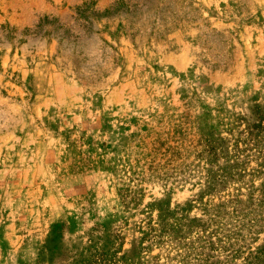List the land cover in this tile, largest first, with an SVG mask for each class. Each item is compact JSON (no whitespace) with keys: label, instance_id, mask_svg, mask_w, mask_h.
I'll list each match as a JSON object with an SVG mask.
<instances>
[{"label":"rangeland","instance_id":"obj_1","mask_svg":"<svg viewBox=\"0 0 264 264\" xmlns=\"http://www.w3.org/2000/svg\"><path fill=\"white\" fill-rule=\"evenodd\" d=\"M263 248L264 0H0V264Z\"/></svg>","mask_w":264,"mask_h":264},{"label":"trees","instance_id":"obj_2","mask_svg":"<svg viewBox=\"0 0 264 264\" xmlns=\"http://www.w3.org/2000/svg\"><path fill=\"white\" fill-rule=\"evenodd\" d=\"M125 197V194H124ZM127 197V196H126ZM256 264L260 262V264H264V248L258 251V256L255 260Z\"/></svg>","mask_w":264,"mask_h":264}]
</instances>
